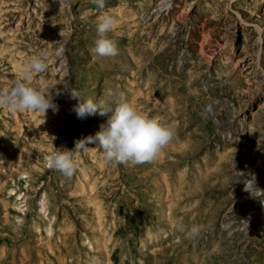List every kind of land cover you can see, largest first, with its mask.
<instances>
[{
    "label": "rangeland",
    "instance_id": "1",
    "mask_svg": "<svg viewBox=\"0 0 264 264\" xmlns=\"http://www.w3.org/2000/svg\"><path fill=\"white\" fill-rule=\"evenodd\" d=\"M103 12L111 57L91 51ZM41 53L47 70L24 80ZM18 79L58 110L0 107V264H264V0H0V91ZM109 89L178 139L152 162L108 164L85 144L71 179L49 168L53 146L108 119H78L71 91Z\"/></svg>",
    "mask_w": 264,
    "mask_h": 264
},
{
    "label": "clouds",
    "instance_id": "2",
    "mask_svg": "<svg viewBox=\"0 0 264 264\" xmlns=\"http://www.w3.org/2000/svg\"><path fill=\"white\" fill-rule=\"evenodd\" d=\"M91 2L98 9H104L107 0H91ZM82 18L86 19V17ZM115 26L116 18L103 12L96 23V38L91 49L94 54L102 57L118 55L117 43L109 36ZM46 60V53L31 58L23 79L28 80L32 73L45 72L48 68ZM71 96L77 100L73 111L78 119H85L97 113L108 116V119L94 136L87 137L88 139L82 142L77 141L72 149L53 146V151L48 157V167L68 179H71L77 171L73 150H81L85 144L99 145L103 150L105 163L134 165L156 160L170 143L178 139L174 125L138 111L128 101L124 91L106 90L104 98L99 101L92 98L83 99L81 94L75 91H71ZM0 107L11 112L32 110L44 115L48 109L58 110L50 89L33 88L19 79L14 82L11 89L0 91ZM253 186V181L247 180L244 190L251 193ZM174 230L182 233L185 239L195 240L199 237L202 226L195 223L188 226L183 222H177Z\"/></svg>",
    "mask_w": 264,
    "mask_h": 264
},
{
    "label": "bare ground",
    "instance_id": "3",
    "mask_svg": "<svg viewBox=\"0 0 264 264\" xmlns=\"http://www.w3.org/2000/svg\"><path fill=\"white\" fill-rule=\"evenodd\" d=\"M155 22V21H154ZM42 202V201H41ZM41 209H43V204L41 205Z\"/></svg>",
    "mask_w": 264,
    "mask_h": 264
}]
</instances>
